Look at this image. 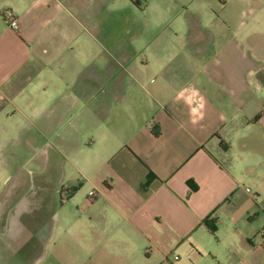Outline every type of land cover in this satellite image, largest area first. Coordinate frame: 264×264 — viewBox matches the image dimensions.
Segmentation results:
<instances>
[{
  "label": "crops",
  "instance_id": "1",
  "mask_svg": "<svg viewBox=\"0 0 264 264\" xmlns=\"http://www.w3.org/2000/svg\"><path fill=\"white\" fill-rule=\"evenodd\" d=\"M217 8L192 63L96 36L85 0H0V264H264V0Z\"/></svg>",
  "mask_w": 264,
  "mask_h": 264
},
{
  "label": "rangeland",
  "instance_id": "2",
  "mask_svg": "<svg viewBox=\"0 0 264 264\" xmlns=\"http://www.w3.org/2000/svg\"><path fill=\"white\" fill-rule=\"evenodd\" d=\"M219 1L220 0H85L87 15L92 17V24H88L87 29L91 33H95L96 31L100 34L107 35L111 33L117 34L119 38L122 37V39H124V44L128 43L129 39L134 37V42L138 46H141V41H143L142 37H145L146 33H151V39H153L151 42L154 40L155 42L160 41V44L163 42L164 34H166V40L164 39L163 46L169 49V52L177 48V58L179 59L177 61L181 62V58L183 57L185 62L201 63L204 62L205 59L211 57V52L209 51L212 50V48L216 49L220 42V40H216L213 44L209 42L206 33L216 32L217 29L214 24H208L209 22H207L205 18V16H209L214 12L220 15L219 11H217V4ZM196 11H201L204 15V21L202 23L204 27L203 31L201 30V25H198V20L192 15V13L196 14ZM190 16L192 17V21ZM165 19H170L168 23L169 26H163L164 21L162 20ZM217 25L221 26L220 23ZM91 26L95 29L93 30ZM200 32H203V34H196ZM95 35L98 36L97 33H95ZM189 38L190 40L192 38L195 39L196 48L198 50L202 49L203 53H206L204 57L202 56L203 53H192L194 58L191 53H188ZM154 44L153 42V46ZM199 53H201L200 50ZM24 168L28 171V175L34 182L36 181L45 185V180L52 178L54 182L51 187H54L59 177L55 169L52 177H50L51 175H49V173L46 175L44 172L45 170H43L44 180L42 181L41 178H36L37 176L34 177L35 173L32 170L35 168L32 164L27 163ZM23 173L27 174L25 170ZM62 185H67V183L63 182L59 186L61 187ZM76 188L78 191L79 188L77 186ZM89 190H91V188L85 186V188L78 191L74 198L70 199H67L66 193L61 195L54 193L53 207L54 209H61L58 210L60 213L59 217H63L69 210L80 207L84 199H86ZM60 198L63 199L62 204H60ZM54 220L55 223L60 222L56 218Z\"/></svg>",
  "mask_w": 264,
  "mask_h": 264
},
{
  "label": "built area",
  "instance_id": "3",
  "mask_svg": "<svg viewBox=\"0 0 264 264\" xmlns=\"http://www.w3.org/2000/svg\"><path fill=\"white\" fill-rule=\"evenodd\" d=\"M3 18L5 20V22L7 23L8 27L13 29V30H18V24L16 19L14 18V15L11 11H5L3 13ZM88 197L91 201H93L96 197L95 192H89ZM261 237H264V231L261 233Z\"/></svg>",
  "mask_w": 264,
  "mask_h": 264
},
{
  "label": "trees",
  "instance_id": "4",
  "mask_svg": "<svg viewBox=\"0 0 264 264\" xmlns=\"http://www.w3.org/2000/svg\"><path fill=\"white\" fill-rule=\"evenodd\" d=\"M153 134L156 136V135H158V132H153ZM151 178H152V174L149 172L148 175H147V182H146V184L144 186H142V188H144L145 186H147V184L150 182ZM75 190H76V188H73L72 189V192L75 191ZM70 197H71V191H68L67 192V199L70 198ZM62 202H63V199L60 198V204H62ZM206 225L208 226V229L211 232H214L215 231V225L214 224L208 223L206 221Z\"/></svg>",
  "mask_w": 264,
  "mask_h": 264
}]
</instances>
